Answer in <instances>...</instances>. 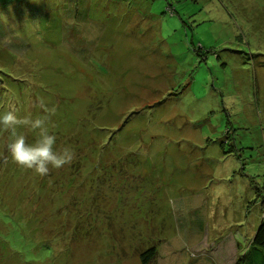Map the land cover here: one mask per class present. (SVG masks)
Instances as JSON below:
<instances>
[{
	"label": "rangeland",
	"instance_id": "obj_1",
	"mask_svg": "<svg viewBox=\"0 0 264 264\" xmlns=\"http://www.w3.org/2000/svg\"><path fill=\"white\" fill-rule=\"evenodd\" d=\"M3 111L74 157L0 133V264H235L264 222V0H0Z\"/></svg>",
	"mask_w": 264,
	"mask_h": 264
},
{
	"label": "clouds",
	"instance_id": "obj_2",
	"mask_svg": "<svg viewBox=\"0 0 264 264\" xmlns=\"http://www.w3.org/2000/svg\"><path fill=\"white\" fill-rule=\"evenodd\" d=\"M21 126L34 133L31 143L18 131ZM0 133L7 134L5 148L13 162L38 175H47L51 169H60L73 160L74 150L70 146L57 150V137L43 117H18L13 111L0 112Z\"/></svg>",
	"mask_w": 264,
	"mask_h": 264
},
{
	"label": "trees",
	"instance_id": "obj_3",
	"mask_svg": "<svg viewBox=\"0 0 264 264\" xmlns=\"http://www.w3.org/2000/svg\"><path fill=\"white\" fill-rule=\"evenodd\" d=\"M44 25L47 26V28H45L46 32L51 30V26H49V24ZM3 219L10 221L13 225V228L10 229L9 233L2 235L1 241L9 245L14 243V246H16L18 250H21L22 254L24 252L26 255L30 250L37 251V254H35L36 257H40L47 251H50V246L47 244L46 240L37 242L34 241L33 238L28 237L30 232L28 230V225L33 222V220H26V222L15 220L9 215H5ZM26 250L27 252H25ZM240 251L241 252L237 256L235 264H264V222H261L257 228L254 236L252 237L250 245L245 246ZM146 255L147 254L144 255V258Z\"/></svg>",
	"mask_w": 264,
	"mask_h": 264
}]
</instances>
